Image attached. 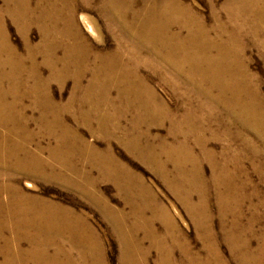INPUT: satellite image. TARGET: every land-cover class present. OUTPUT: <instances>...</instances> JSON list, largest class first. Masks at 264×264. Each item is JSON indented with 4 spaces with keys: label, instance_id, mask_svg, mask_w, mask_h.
I'll return each mask as SVG.
<instances>
[{
    "label": "bare ground",
    "instance_id": "6f19581e",
    "mask_svg": "<svg viewBox=\"0 0 264 264\" xmlns=\"http://www.w3.org/2000/svg\"><path fill=\"white\" fill-rule=\"evenodd\" d=\"M2 1L0 128L7 133L0 134V166L4 171L47 174L46 163L38 159L41 150L32 151L27 145L33 136L18 132L33 120L24 106L30 101L40 115V127L48 131L43 133L56 138L55 147L48 149L49 158L83 178L79 183L65 176L58 180L88 194L96 181L64 158H91L89 165L99 170L103 181L112 182L130 206L128 213H117L105 200L87 195L118 238L120 264H152L153 250L158 254L154 264H264V195L257 186L247 190L251 179L245 167L250 162L264 185V99L260 78L249 70L246 59L248 37L264 54V0H226L220 12L208 0L212 25L180 0ZM92 11L106 21L105 27L117 42L109 53H94L83 34L82 25L94 35L92 39L99 42L103 38L104 26ZM7 18L23 35L25 56L9 41ZM35 27L41 40L32 45L29 32ZM59 49H64L62 57ZM45 69L48 79H43ZM159 70L170 72L174 84L179 80L188 88L198 100L196 111L180 93L182 107L188 109L185 112L183 108L171 111L160 99L152 86ZM69 79L73 80L69 100L56 102L50 82L62 89ZM159 81L167 83L163 74ZM69 113L79 126L95 124L104 140H117L155 173L185 207L200 249L192 247L144 179L114 159L111 143L99 151L73 133L66 120ZM164 125H169L167 138L152 135V128ZM244 130L253 133L260 144ZM16 135L24 143L11 141ZM212 142L222 144L219 151L211 147ZM8 162L14 165L12 169ZM205 163L211 169L208 179ZM209 189L216 194L214 205L221 220L218 233L210 214ZM3 191H11L12 197L6 203L0 199L1 235L3 228L14 229L10 226L15 225L18 228L11 232L15 245L23 237L38 242L28 251L16 245V255L45 259L46 264H105L98 238L83 220L60 206L23 197L13 183H0ZM49 236L61 242L68 239L70 247ZM218 241L228 247L230 260L222 256ZM10 247L7 244L2 251L11 255Z\"/></svg>",
    "mask_w": 264,
    "mask_h": 264
},
{
    "label": "rangeland",
    "instance_id": "374dc122",
    "mask_svg": "<svg viewBox=\"0 0 264 264\" xmlns=\"http://www.w3.org/2000/svg\"><path fill=\"white\" fill-rule=\"evenodd\" d=\"M180 1L186 5H190L191 7H193L195 13L197 12L201 14L206 19V23L208 25H212V19L210 17V4L208 0H180ZM225 1L226 0H213V3L215 5L214 7L217 12H220V9L224 5ZM2 4L3 1L0 0V6H2ZM80 13L81 12H79V14ZM90 13L93 15V17H95V19L98 20L99 25H101V27L104 26V28L102 29L103 38L101 41H99L101 43L92 39L94 35L92 36L90 33H88L85 27L82 25L83 34L84 36H86L85 38L90 40L92 47L95 49L94 53H101V52H102L101 54L109 53L110 51L116 48L117 42L113 37L112 32L105 27L106 21L103 18L102 20L101 17H99V15L97 14V12L92 11ZM5 26H6V33L8 35L9 41L11 42V45L19 55L25 56L26 47L24 44L23 35H21L20 31L17 29L16 24L13 23L11 19L7 18L5 20ZM31 30L32 31L29 32L31 38V44L37 45L41 40V35L36 27ZM246 43H247L246 59L249 65V70L252 73L258 75V77L260 78V88L264 99V54H262L256 48L255 45H252L253 43L251 38L248 37ZM63 52L64 49H59V57L63 56ZM41 62H42V58L39 57V63ZM157 73L158 74L154 76V78L152 79L154 82L152 86L154 87L160 99L163 100L164 103H166V105L170 108L171 111L177 110L178 108H183L184 112L188 110L187 108L182 107V102L179 99V93L184 98L186 104L192 108L189 109L193 111L197 110L198 104L196 103H198V100L190 96L188 92V88L186 86H184L179 80L177 81L176 84H174L171 81V77H170L171 73L168 71L159 70ZM48 74L49 72L46 69L43 70V76H44L43 79H48ZM143 74L146 75L147 72H143ZM161 74L164 75V78L167 81V83L165 84L167 86L159 81V77L161 76ZM89 80L90 77L88 76L85 79L84 83L87 84L86 82H88ZM50 83H51L50 92L53 99L58 103L66 104L72 92L73 80L72 81L71 79L67 80L65 87L62 89L59 87V85L56 82L51 81ZM24 106L27 107V115L31 116L35 122L31 120L27 126L23 127L26 129L24 130L21 129L18 132L23 134L24 131H26L28 134H31L33 136V140L29 142V144L27 145L32 151L36 152L41 150L42 152V153L40 152L41 158L38 159H41L46 163L47 174L40 176H30L20 173H10L4 171V167L0 166V175L7 172L5 176L0 177V183L7 185L13 183L18 188L19 192L23 197L40 200L60 206L61 208L66 209L67 211L72 213L73 215H76L80 220H83L86 223V225L90 226L91 229L95 232L99 244L101 246V255L105 264H120V246H119L118 238L113 233V230H111L112 227L108 222V220L102 216L98 206L96 204H93L92 201L87 197V195H92V198H95V200H100V201L105 200L106 201L105 205L108 208L112 209V211L117 213L122 211L125 214L128 213L130 211V206L127 205L124 202V200L119 196L114 184L110 181H103L101 179L99 170L89 165V160H91V158H64V159L65 160L69 159L71 165L74 164L81 174H85L86 177L89 176L91 179L96 181L97 186L95 187V189L93 188L88 192V194L87 193L84 194L76 189L70 188L66 183L62 184L64 182H60L58 180V178H60L61 176H65L66 178H69L78 183L83 181V178L80 174H76V173L72 174L71 172L65 171L64 167L59 163L60 161L58 160L54 161L53 158H49L50 156L49 150L55 147L56 138L53 136H48L45 133H43V131L44 132H48V131L40 127V124L38 123L40 115L38 111H34L32 109L31 102L30 101L24 102ZM219 116H223V115L219 113ZM66 120L69 126L72 128L71 130H73V133L74 134L77 133L81 141H83V143L91 145L99 151H103L107 147V145L111 143L110 146H111L112 154L115 157L114 159L117 162H119L121 165L131 170L132 173L137 174L144 179L147 185H149L152 188L158 202L162 203L169 210L171 217L175 221L178 228L188 236V238L192 242V247L195 250L200 249L201 247L200 243L196 241L195 238V227L191 221V218L187 214L185 207L182 206V204L177 200L175 195L162 183V181L155 175L153 171H151L148 167H146L136 156L131 154L117 140L114 139L111 142H107L106 140H104L100 132L97 130L95 124H92V127L90 128L86 126H79L74 121L70 113L67 115ZM123 124L126 125V121H124ZM225 125L231 127L233 130L236 129V127L228 123H226ZM168 129H169V125H164L159 128H152L151 133L152 135H156L163 139V138H167ZM5 132L7 133V131L4 128H0V134L5 135L6 134ZM244 133L245 135L251 137V139H253V141L257 145L260 144V141L255 139L253 133L247 130H244ZM15 137H13L14 139L12 138L11 141L15 143L16 142L24 143L21 136H19L18 138V136L16 135ZM221 146L222 144L219 142L211 143V147L215 148L217 151L220 150ZM12 165H13L12 162H8L7 164L9 169H12L14 167V165L13 166ZM245 167L251 179V185L247 186V190L249 191L253 186H257L261 190L262 195H264V185L262 184L260 177L254 173L253 165L250 162H246ZM203 170L205 177L207 179L210 178L211 169L207 163L203 165ZM10 192L11 191L0 192V199L2 202L6 203L7 200L11 199L12 196L10 195ZM208 199L210 202V214L213 218V224L215 225L216 232L218 233L219 232L218 225H220L221 220L219 218L217 207L214 205L216 201V194L212 189L208 190ZM245 210L246 213L247 212L250 213V210H247V208ZM5 227H7L6 224ZM10 227H14V229L3 228L4 229L3 234L1 235L0 233V264H21V263L46 264L45 259L41 260L37 257H30L26 254H22V255L15 254L17 249L16 245L18 244L15 245L14 242L15 238H13L11 232L15 233L16 231L15 228L18 227H16L15 225H11ZM259 228L260 226L259 227L257 226V230H259ZM157 229L159 231H162V226H159L157 224ZM49 239L58 243L59 241L60 242L62 241L59 238H55L51 236H49ZM33 243H38V242L36 241V239H34L32 240L31 243L29 237L28 238L23 237L18 246L20 247V249H22V251H28L33 245ZM62 243L65 246V248L70 247V243L68 239L61 242V244ZM7 244H10L11 246L10 249L14 251L11 253V255L9 253L7 254L4 251H2L4 250L3 248H5ZM218 244H221V241H218ZM252 245L253 247H255L256 242H252ZM220 247H221L222 256L225 259L230 260L229 249L225 245V243L222 242ZM73 256L77 257L76 252L73 253ZM157 259H158V254L155 250H153L150 257V262L154 264V262H156ZM88 260L89 259H87V261ZM180 260L181 257L179 256V254L176 253V261H180ZM77 261L79 262V260ZM88 262H92V260H89Z\"/></svg>",
    "mask_w": 264,
    "mask_h": 264
}]
</instances>
